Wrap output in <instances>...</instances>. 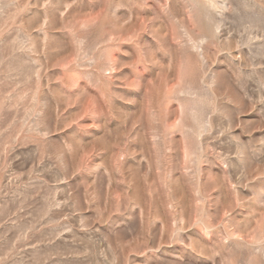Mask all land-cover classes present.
Returning a JSON list of instances; mask_svg holds the SVG:
<instances>
[{
  "label": "rangeland",
  "instance_id": "1",
  "mask_svg": "<svg viewBox=\"0 0 264 264\" xmlns=\"http://www.w3.org/2000/svg\"><path fill=\"white\" fill-rule=\"evenodd\" d=\"M0 0V264H264V0Z\"/></svg>",
  "mask_w": 264,
  "mask_h": 264
},
{
  "label": "bare ground",
  "instance_id": "2",
  "mask_svg": "<svg viewBox=\"0 0 264 264\" xmlns=\"http://www.w3.org/2000/svg\"><path fill=\"white\" fill-rule=\"evenodd\" d=\"M218 2L219 1H217V0H209V5H211L213 8H218L219 9V7H222V6H220L219 4H218Z\"/></svg>",
  "mask_w": 264,
  "mask_h": 264
}]
</instances>
